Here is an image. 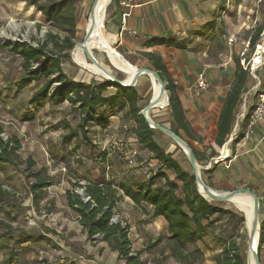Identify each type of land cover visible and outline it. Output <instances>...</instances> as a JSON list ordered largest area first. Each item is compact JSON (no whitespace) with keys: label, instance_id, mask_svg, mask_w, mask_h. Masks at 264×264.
I'll list each match as a JSON object with an SVG mask.
<instances>
[{"label":"rangeland","instance_id":"374dc122","mask_svg":"<svg viewBox=\"0 0 264 264\" xmlns=\"http://www.w3.org/2000/svg\"><path fill=\"white\" fill-rule=\"evenodd\" d=\"M111 2L112 0L106 8L102 24L105 36L108 34L106 22ZM91 3L92 0H74L77 16L75 44L80 42L84 36ZM240 10L242 12L240 15H235L232 12L231 19V22L236 20L235 25H238L239 18L244 22L239 29L236 28L238 29L235 33L236 44L232 46V52L238 51L237 58H239V53L251 32V25L254 22L264 24V0H243ZM38 23L40 26H37ZM49 30L55 32L54 28L34 12L33 6L29 5L26 0H0V42L19 40L36 45L45 38ZM107 41L121 53L109 39ZM250 47L249 43L246 61L251 56ZM72 49L69 51V59L62 63V69L69 77L84 82L106 80L102 78L103 76L77 63L72 57ZM90 52L117 78H126V72L115 63L110 54L95 49H90ZM86 57L89 64H94L87 55ZM107 57L119 71L110 64ZM123 57L138 68H151L150 62L142 58L141 55L129 54L123 55ZM20 63L21 60L17 56L0 44V127L2 128L0 136L4 140L10 136H16L21 144L18 161L15 164L7 163L0 167V185L6 192V196L0 200V234L3 235L0 240V264H57L60 260L65 258L67 261L72 256L65 251L64 245L69 244L72 251L78 252V248H82L83 242L93 243L83 238L84 232L76 226L71 211L66 208L63 189L69 185V181L78 180L81 182L85 177L84 174H89L91 170L96 171L94 169L95 161L99 159L101 152H105L104 162L108 174H112L114 171L129 172L147 178V173L157 170L158 164L133 139L132 124L123 117V114L112 119L106 131H96L88 127V136L91 138V143H89L83 139L79 132V113L72 109L68 102L58 105L43 102L35 107L30 106V97L43 80L20 88L19 80L22 75ZM257 74L263 79L261 70H258ZM252 79L251 84L254 85L256 79L253 77ZM135 88L140 96L139 107L141 109L151 95V84L146 74L139 76ZM250 88L248 90L252 92ZM249 92L247 93L249 94ZM244 96L243 94L238 113L243 108ZM165 108L151 109V118L170 128L169 108L164 110ZM71 130L77 133L76 138H73L71 142L64 143L65 134ZM154 139L166 152L172 153V157L185 170L192 172L185 154L170 137L156 131ZM189 142L198 151H208L206 144L191 140ZM129 149L137 151L132 165L126 159L127 153L125 152ZM27 156L35 162L33 170L45 168L48 176L53 179V185L48 187L45 196L37 201L33 200L29 192V182L33 177H27L28 171L25 169L24 163ZM211 162L198 161L204 181L208 178L210 182L211 174L207 176L203 171L211 168L213 164ZM101 166V164L97 166L99 171ZM169 175L173 177L170 172ZM238 187L243 186L235 188ZM76 191L80 192V188H77ZM216 202L220 203L223 208L235 212V216H213L211 218V223L207 226L203 236V242H197L207 264L218 254L224 241L235 239L243 257L247 249V233L246 230L243 232L244 225L239 220L243 214L228 201ZM24 233L31 234L37 240L23 241L18 244L17 239ZM165 243L166 240L159 243V246L165 247L163 252L167 251V255L160 251V255L163 257L154 259L159 247L155 246L156 248H153L147 257L150 264H175ZM247 253L250 256V248ZM10 256L12 258L9 260ZM85 256L88 257L89 254L85 253ZM260 257L261 264H264L263 249Z\"/></svg>","mask_w":264,"mask_h":264},{"label":"trees","instance_id":"16d2710c","mask_svg":"<svg viewBox=\"0 0 264 264\" xmlns=\"http://www.w3.org/2000/svg\"><path fill=\"white\" fill-rule=\"evenodd\" d=\"M32 5L34 12L46 22L55 32L49 30L44 39L36 45L24 41L0 42L20 60L22 71L19 87L32 82L43 80L42 84L33 91L30 102H48L58 105L67 101L71 108L79 113V132L83 139L91 143L88 136L92 125L106 126L110 117L118 112H123V117L131 122V132L141 149L148 152L156 160L157 170L151 172L145 179H134L131 183L116 181L106 177L105 152L99 154L101 163L100 174L97 178H82V181H69V188L65 190L66 205L77 215V220L88 241H102L117 253L124 264H145L140 258L141 250L133 251L128 237L129 226L121 220L115 210L117 201L123 196L129 197L135 204H146L151 207V216H162L167 223L166 248L176 264H201L204 255L197 242H203L207 226L213 216L234 217L235 212L223 208L215 200L202 196L197 189L192 172L185 170L182 165L166 152L154 139L156 130L150 128L139 114L140 96L135 87L125 88L110 80L100 82H84L74 80L62 69V63L69 59V51L73 48L76 32V9L74 0H26ZM37 26H40L38 23ZM261 31L257 28L250 37L249 43L254 44ZM157 40H150L152 44ZM150 62L151 68L157 71L168 93L170 129L182 137L192 148L197 161H209L216 155V151L209 146V152L196 150L189 140L199 141L201 138L191 128L185 116L182 103L175 92V84L169 76L161 57L152 52H142ZM232 82L225 93L216 122L214 142L222 146L230 134L233 126L234 110L241 102V95L246 90L248 82L253 81L249 70L244 69L239 63V58H234ZM113 88L114 91H110ZM166 107V108H167ZM166 108L164 110H166ZM163 110V111H164ZM152 112H150V116ZM237 138L243 134L246 118ZM2 128L0 127V134ZM73 130L64 136V143L76 138ZM20 141L16 136L4 140L0 136V167L6 163L15 164L19 159ZM105 157V158H104ZM27 177H33L29 182V192L34 201L39 200L47 187L53 183L45 168L33 170L35 162L26 157L24 160ZM213 167V166H212ZM213 168L203 171L207 176ZM167 172L173 174L170 178ZM206 184L211 186L209 179ZM80 188L84 195L76 189ZM6 192L0 185V200ZM87 200L85 201V199ZM117 215V220L112 217ZM243 222L244 216L239 217ZM3 235L0 234V240ZM22 237V238H21ZM37 240L31 234H23L17 243ZM162 240L158 237L146 249L157 245ZM264 250V217L260 216L258 255ZM11 253V252H10ZM12 255V254H11ZM12 258L10 256L9 260ZM215 264H246V256L241 254L240 247L235 239L224 241L220 251L214 258ZM50 264V263H49Z\"/></svg>","mask_w":264,"mask_h":264},{"label":"crops","instance_id":"0c3cea01","mask_svg":"<svg viewBox=\"0 0 264 264\" xmlns=\"http://www.w3.org/2000/svg\"><path fill=\"white\" fill-rule=\"evenodd\" d=\"M242 1L134 0L133 7L128 10L129 14L123 18L124 9L118 5L117 0H112L106 28L109 40L123 55L137 54L145 58L142 52H152L161 57L176 86L175 92L182 103L185 116L191 128L201 138L199 141H191L206 144L207 152H209V146L216 151V155L209 159L210 162L213 160L211 162L213 169L209 173L211 187L220 191L231 190L237 186L247 187L258 196L260 215L264 217V118L252 128V133L246 139L242 140L244 125L241 137L237 138V133L232 141L228 142L229 134L222 146L214 142L218 114L225 93L232 82L234 58L238 57V51L232 52V46L236 44V41L229 45L226 35L237 33L239 27L244 24L240 18L238 25H235L236 20L231 22L232 12L235 15L242 13L240 10ZM122 18L125 30H121ZM128 30H134L135 33L131 34ZM150 40H157V42L149 44ZM201 72L205 74L210 85L206 90L194 92L191 88L192 83ZM251 82H248L246 90L242 93L246 97L248 110L257 100V95L253 91L247 93L253 86ZM110 91L114 89L110 88ZM39 104L31 103L30 106L35 107ZM239 105L240 103L234 110L233 124ZM120 114L123 112L114 113L106 126L90 127L96 131H106L112 119L119 117ZM243 119L239 120L237 132L244 123ZM132 136L135 140L133 134ZM96 161L94 167L96 171L91 170L89 174H84L86 178L95 179L99 176L100 171L97 166L101 163ZM153 161L157 163L156 160ZM151 172L149 171L146 177ZM167 174L169 175V172ZM105 176L127 183H131L134 179H145L134 173L117 171L112 174L106 171ZM169 177L173 178L170 175ZM67 188L69 185L63 189L64 193ZM66 208L71 211L76 226L81 229L76 213L67 205ZM115 210L118 217L129 226L128 237L131 249L141 250L140 258L145 261V264H150L147 258L149 252L159 246V243L155 245L156 247L146 248L160 236L162 237L160 243L166 240L168 234L165 219L162 216L152 217L149 205H137L125 195L117 201ZM84 236L85 239V233ZM91 242L93 243L83 242L78 252L72 251L69 244L64 245L65 251L72 256L67 261L65 258L60 260L57 264H124V261L118 258L117 253L112 251L105 242ZM164 248V246L158 247L154 259L163 257L160 251L163 252ZM85 253L89 256H85ZM163 253L167 255V251ZM214 258L208 264H215ZM205 260L201 264H205Z\"/></svg>","mask_w":264,"mask_h":264},{"label":"water","instance_id":"95a60500","mask_svg":"<svg viewBox=\"0 0 264 264\" xmlns=\"http://www.w3.org/2000/svg\"><path fill=\"white\" fill-rule=\"evenodd\" d=\"M98 0H92L90 9H89V15L91 14V22L89 26L86 28L84 36L82 40L78 43L82 50L85 52V54L88 56V58L94 63V65L100 69L105 74V79L110 80L111 82L118 84L120 86H123L125 88L129 87H135L136 82L140 75L143 74H151L155 80L159 83V92L158 95L155 98H151L148 100V102L140 109L139 114L143 117L145 122L148 124V126L156 131H159L168 137H170L183 151L185 154L189 165L192 169V173L195 179V183L198 189V192L204 196L205 198L209 200H215V201H223L227 200L230 197L236 195V194H245L252 198V207H251V213H250V227L248 230V239H249V247L252 248L251 251V263L252 264H261L259 255H258V237H259V221H260V201L258 196L248 189L247 187H239L228 191H219L211 188L204 179L201 176V166L198 164V161L196 159V156L192 150V148L187 144V142L180 136H178L176 133H174L169 127L164 126L163 124L153 120L149 115L148 111L152 108H154L160 98V96L163 94V92L166 93L167 98V105L169 104L168 94L165 89V83L159 76L156 70L150 67H143L138 68L135 66V71L133 76L128 82L123 81L122 79L117 78L114 74L111 73V71L106 68L98 59H96L94 56H92L88 43L90 38L93 36L94 31L96 28H98V24L96 23V20L93 15V7L97 4ZM113 51L119 54L125 62L130 65V62L123 57L121 53H119L116 49L113 48ZM87 69V68H86ZM80 195H84L83 191L78 192ZM87 198L85 199V201ZM255 239L257 240V245H254ZM246 264L247 261H246Z\"/></svg>","mask_w":264,"mask_h":264},{"label":"built area","instance_id":"2783aa9c","mask_svg":"<svg viewBox=\"0 0 264 264\" xmlns=\"http://www.w3.org/2000/svg\"><path fill=\"white\" fill-rule=\"evenodd\" d=\"M118 5L124 9L122 16L123 18L129 14L128 10L133 7L134 0H117ZM122 18L121 30H125L124 19ZM261 27V31L258 35V38L251 45L249 51H251V56L248 61L245 60L246 54H248V44L251 35L253 32ZM251 32L245 42V45L242 47L239 53V63L242 65L244 69H248L250 74L254 79H256L255 84L250 88L253 93L257 95V100L254 103L253 107L248 110L246 107V97L244 96L243 108L237 114L236 120L232 126L231 133L228 138V142L232 141L233 137L237 134L239 128V120L246 118L245 131L243 135V139H246L252 133V128L260 122L264 118V24L262 22H254L250 28ZM129 33L134 34V30H128ZM237 39L235 34H227L226 41L229 45L233 44ZM261 70L263 72V79L258 76L257 72ZM210 85L209 80L206 78L203 72L199 73L196 80L192 83V90L194 92H199L206 90ZM249 92V91H248ZM125 153H127L126 159L130 165L134 163V158L137 153L135 149H129ZM80 191H82L80 189ZM117 215L112 217V221L117 220Z\"/></svg>","mask_w":264,"mask_h":264},{"label":"bare ground","instance_id":"6f19581e","mask_svg":"<svg viewBox=\"0 0 264 264\" xmlns=\"http://www.w3.org/2000/svg\"><path fill=\"white\" fill-rule=\"evenodd\" d=\"M109 2H110V0H98L97 4L93 7L92 11H93V15H94V18L96 20V23L98 24V28L95 29L93 36L90 38L89 43H88V47H89V50L95 49V50L104 51V52L110 54L112 56L113 60L115 61V63L123 71H125L127 74L126 78L122 79V80L125 82H128L134 74L135 65H133L131 63H130V65H128L125 62V60L119 54H117L116 52L113 51V47L107 41L109 39V35L106 34V36H105L104 32H103V25L102 24H103V20H104V14H105V11H106V8H107ZM90 22H91V14L89 15V18H88L87 27L89 26ZM72 57L77 63H79L83 67L91 70L92 72H94L96 74L103 76L102 78H105V74L100 69H98L94 64H89L87 62V57H86L85 52L77 44H75L74 48L72 49ZM108 60H109L110 64L115 69H117L111 63L109 58H108ZM146 75L148 76L149 82L151 84L150 99L155 98L159 92V83L155 80V78L151 74L146 73ZM167 106L168 105H167L166 93L163 92V94L160 96V98H159V100H158V102L154 108H164ZM154 108H152V109H154ZM150 110L148 111L149 116H150ZM225 201H228L231 204H233L234 207H236L237 210H239L243 214V216H244L243 232H244V230H246V233L248 234V230L250 227V213H251V207H252V198L248 195H245V194H236V195L230 197L229 199H227ZM246 240H247L246 241L247 242V249L245 252L246 261L248 264H252L250 261L252 248L249 247L248 235L246 237ZM256 245H257V240L255 239L253 246H256ZM248 248H250V256H248V253H247Z\"/></svg>","mask_w":264,"mask_h":264}]
</instances>
